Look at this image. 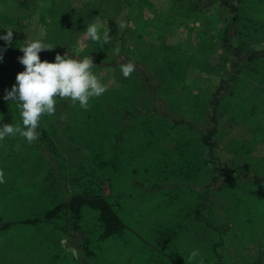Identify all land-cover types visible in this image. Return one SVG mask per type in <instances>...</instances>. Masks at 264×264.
<instances>
[{
    "label": "rangeland",
    "instance_id": "1",
    "mask_svg": "<svg viewBox=\"0 0 264 264\" xmlns=\"http://www.w3.org/2000/svg\"><path fill=\"white\" fill-rule=\"evenodd\" d=\"M225 9V5L216 4L212 11L190 15L182 13L179 0H31L27 8L19 6L18 0H0V27L6 31L9 27L13 28V34L22 43L27 38H41L39 32L43 29L46 32L44 42L56 45V49L40 52L41 60L53 59V52L56 55L59 46L69 47L73 53L82 57L91 56L95 74L108 85L105 94L111 95L113 90L121 94L124 84L130 85V101L133 102L130 104L141 109L155 104L160 112L167 110V116L172 120L182 119L184 123L176 128L170 127L165 119L156 117L148 124L156 128L155 132L161 138L164 137L163 146L174 147L181 142L184 152H188L193 160L208 158V148L201 136L216 126L210 120L208 111L209 98L217 91L220 97L218 122L216 130L209 134L217 159H208L203 168L204 174L190 187L180 185L178 179L172 176L164 182L165 188L153 190L150 196L144 198L140 192L143 187L135 185L131 180L125 183L123 174L106 180L102 185L105 197L112 198L115 192L123 190L132 192L127 197L130 207L123 209L126 217H130L142 204L150 208L159 207L156 215L160 214L169 225L185 221L190 223L184 232L170 237L165 249L154 240L162 234L149 230L152 217L137 224L135 227L139 234L135 237L139 245L133 251L134 264H200L201 259L204 264H235L243 257L248 258L255 253L258 231L250 234L252 229L245 227L246 234L250 235L245 234L243 237L239 223L234 222L226 208L230 206V197L249 185L247 182L237 184L230 168L229 160L233 159L235 152H243L239 144L246 141L253 143L249 150L253 161L238 159L237 166L251 173L253 164L257 166L255 171L264 174V96L255 99L261 93L262 85L253 79L246 67L236 75L235 80L230 79L236 73V68L234 50L224 49L222 45L225 19L221 13ZM97 19L109 29L112 24L114 29L110 35L111 42L103 45V48L101 42L84 38L87 24ZM118 20L125 21L129 26L121 31L117 26ZM262 40L251 46V50L258 55L264 50ZM236 42L234 32H230L226 44L237 47ZM122 43L126 46L128 56L144 65L148 81L145 88L141 86L137 74L132 73L126 79L120 69L99 64L115 57L112 50L117 45L121 49ZM19 70L21 66L16 53H8L0 61V100L15 84ZM115 98L109 96L108 100ZM66 102H69V108L64 105ZM123 104L127 106L129 103L124 101ZM254 104L258 108L263 106L261 118L251 114ZM56 106H65L63 110L68 108L61 115L67 118L70 115L68 111L75 109L76 105L57 98ZM113 115H120V112ZM112 118L109 116L110 120H105L107 125L112 123ZM17 144L18 141L12 139L0 142V146L5 149L0 152V169L3 170L2 165L8 168L4 173L5 182L0 184V188L5 186L11 189L15 186L28 189L19 192L22 193L21 208L8 207L10 202L7 199L12 193L0 190V222L5 223L0 228V264H76L78 249L72 246H75V240L67 245L49 221L51 214L48 210L53 208L57 198L48 177V166L40 160L31 162L29 157L26 158L27 164L16 170L8 153L20 158L22 152H18ZM25 150L26 143L22 140L19 151ZM85 153L61 152V155L67 168L71 169V166L80 164ZM219 164L222 169L218 167ZM71 173L70 178L77 173L76 169H72ZM212 175L215 177L208 195L210 205L214 213L223 216L230 226L223 243L217 247L214 246L215 234L206 233L213 242L208 247V236L192 224L195 222L193 204L199 200L196 192L204 187V182ZM111 182H115L116 191ZM167 200L168 206L165 205ZM93 214L91 210L85 211L87 225L78 230L86 245H90L88 229H92ZM20 217L32 222L20 225L12 223V220ZM193 250H198L200 256L189 262L188 257ZM151 257L154 259L148 263ZM119 259L125 262L122 255H119Z\"/></svg>",
    "mask_w": 264,
    "mask_h": 264
},
{
    "label": "trees",
    "instance_id": "2",
    "mask_svg": "<svg viewBox=\"0 0 264 264\" xmlns=\"http://www.w3.org/2000/svg\"><path fill=\"white\" fill-rule=\"evenodd\" d=\"M30 1L18 0V5L27 8ZM179 3L182 13L190 15L212 11L216 4L225 5L226 9L221 13L225 19L222 45L224 49L234 50L236 68V73L230 79L231 81L235 80L236 75L246 67L253 75V79L262 85V87L260 86L261 93L255 98L261 99L264 96V50L262 49V53L258 55L251 50V46L253 43L260 42L261 39L264 41V0H179ZM109 27L111 35L114 33V29L112 24ZM230 32H234L236 36L237 47L226 44ZM6 33L7 31L0 27V36ZM22 44L24 43L14 34L11 44L0 39V55L4 57L12 52L21 57L23 52L19 46ZM55 53L54 51L53 56H56ZM57 53L83 58L80 54L73 53L69 47L59 46ZM46 60L54 61L55 57ZM129 60L134 62L136 71L133 73L139 76L141 86L145 88L148 85L145 67L128 56L126 46L123 43L119 56L99 64L120 69V64L127 63ZM20 66L19 72L24 70L21 63ZM93 72L95 73V68H93ZM121 92L120 94V91L113 90L111 95L104 93L101 97L94 98L90 102L88 111L76 105L75 109L70 108L71 110L68 111L70 115L67 118H62L61 115L69 108V102L64 104L68 107L65 110H63L65 106L63 108L55 105V114L44 116L41 119L37 129L39 138L32 144H28L18 135L14 138H5L6 140L18 141L19 144L22 140L24 144L26 143L25 152L18 150V152H22L20 158H17V155H13V153H8V157H11L12 162H14L13 167L16 170L23 168L27 164L26 158L29 157L31 162L40 160L47 164L50 184L57 198L56 204L48 210L51 214L49 221L53 225V230L56 229L62 235L67 245L75 240L76 244L72 246L78 249L75 256L76 264H134L133 251L139 245L135 237L139 231L135 226L146 218L152 217L153 219L149 223V230L152 233L162 234L161 237L154 240L163 249H165L171 236L184 232L190 224L189 221L188 223L185 221L177 225H169L160 217V214L156 215L159 207L150 208L142 204L136 211L132 212L130 217L124 216L125 211L123 209L130 207L127 197L131 196L132 192L123 190L122 192H115L116 195L112 198L105 197L102 194V185L106 180L123 174L125 183L131 180L135 185L143 187L140 192L146 198L151 195V191L165 188L164 182L170 180L172 176L178 179L177 183L180 185L190 187L204 174L203 168L207 165L208 159H217L209 136L216 130L218 122L220 97L217 96V91L213 92L209 98L208 111L210 120L216 123V126L201 136L202 142L208 148V158L205 160L190 158L189 153L184 152L181 142L175 144L174 147L171 146L172 148L163 146L164 137L161 138V135L155 132L156 128L148 124L153 117H156L165 119L171 125L170 127L176 128L184 123L182 119L172 120L168 117L169 112L167 110L160 112L155 104L145 106L143 109L130 104L132 102L130 101L132 92L130 85L124 84ZM109 96L116 98L108 100ZM124 96L126 98L122 99ZM124 101L129 104L125 106ZM256 105L252 106L254 110L251 114L261 118L263 106L258 108ZM115 112H120V115L114 116ZM109 116H113V120L111 124L107 125L105 120H110L108 119ZM63 119V122L60 121ZM20 122L19 109L15 103L4 99L0 100V125L4 123L15 125ZM251 144L253 145L248 141L239 144V148L243 152L240 150L235 152L233 159L229 160L233 179L236 183L243 185L247 182L249 185H246L238 194L230 197V206L226 209H229L234 222L239 223L243 237L246 234L245 227L252 229L250 234L258 231L254 255L248 258L243 257L241 261L235 264H264V174L255 171L257 166H253V164L251 173L237 166L238 159L253 161L249 152ZM3 151H5L4 146H0V152ZM61 152L86 153L83 155L80 164L77 163L68 169ZM1 167L4 173L8 171L5 165ZM218 167L222 169L221 164ZM248 167L250 168V166ZM72 169H76L77 173L70 178L69 174H72ZM13 171L15 170L13 169ZM214 177L213 175L210 176V179L204 182V187L196 192L199 200L193 204V220L195 222L192 224L199 227L204 234H215L214 242L216 245L214 246L217 247L223 243L224 235L230 226L223 216L214 213L210 205L208 195ZM113 183L115 182H111V186L114 190ZM1 189L4 193L8 191L10 194L12 193L11 198L7 199L10 202L8 207H22V193L19 192L28 188L14 186L9 189L3 186ZM122 195L124 196L123 199H121ZM168 202V200L165 202L166 206H168ZM86 210H91L94 213L92 229L89 230L87 226L91 236L90 245L84 243L85 240L81 239L78 231L87 225ZM230 213L228 214L230 215ZM27 222L31 223L32 221L21 217L12 220V223L19 225ZM4 226L5 223L0 222V228ZM204 234L202 235L205 237ZM250 234L246 235L249 236ZM207 236L209 247V243L213 242L209 237L210 235ZM119 255H122L124 263L119 259ZM153 259L151 257L148 263Z\"/></svg>",
    "mask_w": 264,
    "mask_h": 264
},
{
    "label": "clouds",
    "instance_id": "3",
    "mask_svg": "<svg viewBox=\"0 0 264 264\" xmlns=\"http://www.w3.org/2000/svg\"><path fill=\"white\" fill-rule=\"evenodd\" d=\"M118 28L122 31L129 25L123 21H117ZM41 38L25 39L24 44L19 46L23 55L19 62L24 70L16 75V82L11 90L3 97L5 101L14 102L19 109L20 123L15 125L5 123L0 126V141L6 137H22L28 144L34 143L39 138L37 129L44 116H52L56 111L57 98L68 100L72 105H79L85 111L90 109V102L94 98L101 97L107 90L108 85L102 82L100 76L93 72L95 66L91 56L83 58L56 54L54 61L41 60L39 53L52 50L56 45L44 42L46 32L40 29ZM13 28H7V33L0 36L11 44ZM85 40L101 42L103 45L111 42L110 29L99 19L87 24L84 31ZM113 54L120 55V47L113 48ZM3 56L0 55V60ZM120 70L124 78H129L136 71L134 62L120 64ZM17 150L20 144L16 145ZM5 182L4 171L0 170V184ZM200 256L198 250H193L188 261H194ZM200 264H204L203 259Z\"/></svg>",
    "mask_w": 264,
    "mask_h": 264
}]
</instances>
